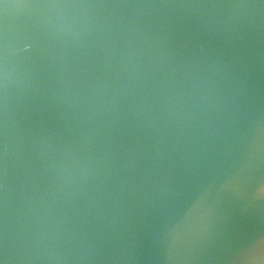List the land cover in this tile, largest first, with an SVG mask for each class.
<instances>
[{
    "label": "water",
    "instance_id": "95a60500",
    "mask_svg": "<svg viewBox=\"0 0 264 264\" xmlns=\"http://www.w3.org/2000/svg\"><path fill=\"white\" fill-rule=\"evenodd\" d=\"M0 264H264V0H0Z\"/></svg>",
    "mask_w": 264,
    "mask_h": 264
}]
</instances>
